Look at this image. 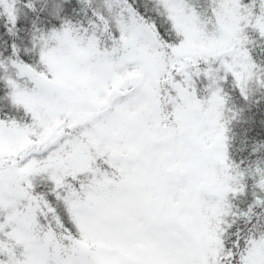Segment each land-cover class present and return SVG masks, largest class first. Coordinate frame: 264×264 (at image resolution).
I'll return each mask as SVG.
<instances>
[{
	"label": "snow or ice",
	"instance_id": "snow-or-ice-1",
	"mask_svg": "<svg viewBox=\"0 0 264 264\" xmlns=\"http://www.w3.org/2000/svg\"><path fill=\"white\" fill-rule=\"evenodd\" d=\"M0 264H264V0H0Z\"/></svg>",
	"mask_w": 264,
	"mask_h": 264
}]
</instances>
